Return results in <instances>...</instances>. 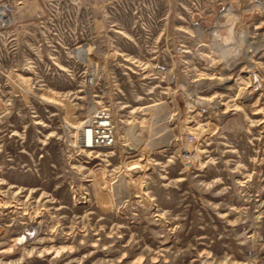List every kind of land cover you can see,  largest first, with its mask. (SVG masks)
<instances>
[{
    "label": "rangeland",
    "instance_id": "374dc122",
    "mask_svg": "<svg viewBox=\"0 0 264 264\" xmlns=\"http://www.w3.org/2000/svg\"><path fill=\"white\" fill-rule=\"evenodd\" d=\"M26 1L0 29V264H264V56L254 91L175 69L148 39L236 2ZM238 14L236 30L264 31V11ZM97 106L116 142L82 152Z\"/></svg>",
    "mask_w": 264,
    "mask_h": 264
},
{
    "label": "built area",
    "instance_id": "2783aa9c",
    "mask_svg": "<svg viewBox=\"0 0 264 264\" xmlns=\"http://www.w3.org/2000/svg\"><path fill=\"white\" fill-rule=\"evenodd\" d=\"M234 1L235 6L232 4L221 6L210 24L202 18L188 24L185 21V25H179L171 20L154 22L152 30L148 33V39L152 44L158 45L153 47L156 56L162 55L171 59L175 69L182 67L184 70H189L191 68V73L198 75L200 80L211 81L207 74L229 73L227 71L231 64L232 75L244 74L250 85L248 87L254 91L261 89L262 73L257 63H253L252 60L254 57L260 59L264 56L262 26H254V32L239 31L236 27L242 17L238 13L264 11V4L258 1L260 5L257 6L258 3L253 0ZM27 8L30 6L26 0H0V29L14 27L20 21L19 12ZM183 10H188V7H183ZM224 52L227 53L223 57ZM165 70L173 72L171 69ZM157 72L160 71L157 70ZM214 102L213 100L205 101V104L199 108V114H206L210 112L209 109H214ZM84 122L75 129L74 146L77 149L82 152L95 151L115 144L116 123L112 112L107 107L97 106ZM183 139L189 149L195 148L197 141L192 133H186ZM181 161L183 163L191 161L189 150L181 153Z\"/></svg>",
    "mask_w": 264,
    "mask_h": 264
},
{
    "label": "bare ground",
    "instance_id": "6f19581e",
    "mask_svg": "<svg viewBox=\"0 0 264 264\" xmlns=\"http://www.w3.org/2000/svg\"><path fill=\"white\" fill-rule=\"evenodd\" d=\"M257 6L258 5H260L259 3L258 4H256ZM222 16H225V15H222ZM224 20V19H223ZM225 51V50H224ZM225 53H227V52H224L223 53V57L225 56ZM225 61H226V59H224ZM230 67H231V64H229V67H228V71L227 72H229V74H227V75H225V76H219L218 78H215L214 77V79H213V81L214 80H217V85H220V84H223V83H225L226 82V80H228V79H230V78H232L234 75H232V72L230 71ZM239 74H237V76L235 77L236 79H237V77H239L238 76ZM215 84V83H214ZM244 95L245 96H248L249 94L248 93H244ZM190 98L192 99V100H199L198 102H200V100L201 101H203V100H205L206 98H204V97H195V96H193V95H191L190 94ZM214 98H215V96H214ZM248 98V97H247ZM249 99V98H248ZM208 100V99H207ZM206 100V101H207ZM213 101H215L214 102V106H216L217 104H216V100H213ZM196 103V102H195ZM200 104H202V103H200ZM192 106L190 105V108H191ZM215 108H218L219 109V106L217 105V107H215ZM221 111V110H220ZM23 237H25L26 238V240H27V235H25V234H19L18 235V237H17V240H22L23 239Z\"/></svg>",
    "mask_w": 264,
    "mask_h": 264
}]
</instances>
